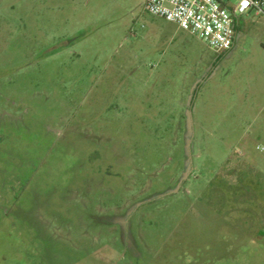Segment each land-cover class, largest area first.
<instances>
[{
    "label": "rangeland",
    "instance_id": "374dc122",
    "mask_svg": "<svg viewBox=\"0 0 264 264\" xmlns=\"http://www.w3.org/2000/svg\"><path fill=\"white\" fill-rule=\"evenodd\" d=\"M145 1L0 0V264H264V18Z\"/></svg>",
    "mask_w": 264,
    "mask_h": 264
},
{
    "label": "built area",
    "instance_id": "2783aa9c",
    "mask_svg": "<svg viewBox=\"0 0 264 264\" xmlns=\"http://www.w3.org/2000/svg\"><path fill=\"white\" fill-rule=\"evenodd\" d=\"M146 0L149 14L175 23L178 29L199 38L207 48L230 50L236 38L238 14L253 12L264 18V0ZM257 149L264 154V143Z\"/></svg>",
    "mask_w": 264,
    "mask_h": 264
},
{
    "label": "crops",
    "instance_id": "0c3cea01",
    "mask_svg": "<svg viewBox=\"0 0 264 264\" xmlns=\"http://www.w3.org/2000/svg\"><path fill=\"white\" fill-rule=\"evenodd\" d=\"M177 30H178V27H177ZM189 34V33H188ZM191 35V34H190Z\"/></svg>",
    "mask_w": 264,
    "mask_h": 264
}]
</instances>
